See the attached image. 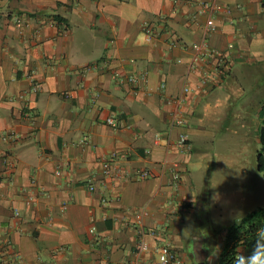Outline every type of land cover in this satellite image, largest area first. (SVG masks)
<instances>
[{"label": "crops", "instance_id": "crops-1", "mask_svg": "<svg viewBox=\"0 0 264 264\" xmlns=\"http://www.w3.org/2000/svg\"><path fill=\"white\" fill-rule=\"evenodd\" d=\"M203 39L210 53L194 61ZM253 66L264 74L260 0H0V264L150 262L164 244L182 264H216L232 221L221 213L244 196L211 207L210 138ZM104 159L120 173L104 177ZM210 208L222 222L202 237L192 216Z\"/></svg>", "mask_w": 264, "mask_h": 264}, {"label": "rangeland", "instance_id": "rangeland-1", "mask_svg": "<svg viewBox=\"0 0 264 264\" xmlns=\"http://www.w3.org/2000/svg\"><path fill=\"white\" fill-rule=\"evenodd\" d=\"M243 70L239 79L230 84V104L226 106L228 114L223 127L213 139L210 138L212 144L209 159L214 167L212 179L208 182L207 195L211 198V207L219 201L217 196L222 192L230 193L234 190L233 197L236 200H239L240 195L244 196L239 210L232 214L221 213L229 214L231 220L239 219L235 215L244 216L264 205V177L256 167V155L260 149L257 112L264 100V83L260 87L254 85L255 78L264 74L259 66L258 69L253 66ZM209 211L212 212L213 208L206 213L192 216L201 218L199 230L202 237L208 231L216 229L214 224L220 225L222 222L218 220V213ZM214 235L216 238V234Z\"/></svg>", "mask_w": 264, "mask_h": 264}, {"label": "built area", "instance_id": "built-area-1", "mask_svg": "<svg viewBox=\"0 0 264 264\" xmlns=\"http://www.w3.org/2000/svg\"><path fill=\"white\" fill-rule=\"evenodd\" d=\"M202 7L204 10H208V11H212L214 9V5L209 4V3H202ZM15 20L18 22L19 18L15 17ZM143 32L145 34V38L147 41L151 40L152 37V29L150 28V26L148 24H143L142 26ZM214 29V21L212 19L211 16H209L206 24H205V30L207 33H209L211 30ZM206 33V34H207ZM195 49L197 51L196 56L194 57V61L199 60L200 58L204 57V56H208L210 51L207 50V46L205 43V40L203 39L199 44L195 45ZM31 79V85H30V91L32 93H36L39 90H41L43 88V84L38 81L37 79L34 78L33 73L29 76ZM141 78L143 80H145V75H142ZM206 79V76H203V80ZM132 83H137L138 81V77L137 76H132L129 79ZM163 86V85H162ZM188 91V88H185V92ZM173 102H180L179 99H173ZM28 115V113H27ZM105 122L109 125L115 126V120L112 117H108ZM173 124L175 125H183L184 121L181 118H175L173 121ZM178 145L181 146L183 149L185 150H189L191 148V143H190V139L188 137L187 134H181L179 136L178 139ZM7 164V167H11L12 166V162L7 160L5 162ZM103 169H102V175L104 177H111L114 176L116 174H118V170L115 169L114 167H112L110 165V161H108L107 159L103 160ZM120 173V172H119ZM141 177H148L149 176V172L144 170L140 173ZM173 178L176 180H178L179 178V174L178 173H174ZM0 183H1V179H0ZM94 185L92 183L88 184V189L90 191L94 190ZM33 200V197H28L27 199V204H30ZM15 213H18L17 211H15ZM96 230L94 225H91L89 227L88 232L89 233H94V231ZM148 250V245L144 240H140L139 244L137 245V252H144ZM132 264H182L180 259L178 258L177 254L171 249V247L168 244H164L161 245L157 248L156 251V257L151 260L150 262H140V261H136Z\"/></svg>", "mask_w": 264, "mask_h": 264}, {"label": "trees", "instance_id": "trees-1", "mask_svg": "<svg viewBox=\"0 0 264 264\" xmlns=\"http://www.w3.org/2000/svg\"><path fill=\"white\" fill-rule=\"evenodd\" d=\"M260 5L264 10V0H260ZM257 116L259 118L257 137L260 149L256 155V167L264 177V100L258 108ZM262 225H264V205L239 219L232 220L226 227L216 264H232L234 257L241 255L242 247L251 246L253 248L254 235Z\"/></svg>", "mask_w": 264, "mask_h": 264}, {"label": "clouds", "instance_id": "clouds-1", "mask_svg": "<svg viewBox=\"0 0 264 264\" xmlns=\"http://www.w3.org/2000/svg\"><path fill=\"white\" fill-rule=\"evenodd\" d=\"M253 239L255 244L251 253L235 256L232 264H264V225L257 229Z\"/></svg>", "mask_w": 264, "mask_h": 264}, {"label": "water", "instance_id": "water-1", "mask_svg": "<svg viewBox=\"0 0 264 264\" xmlns=\"http://www.w3.org/2000/svg\"><path fill=\"white\" fill-rule=\"evenodd\" d=\"M197 264H205L203 261L198 262Z\"/></svg>", "mask_w": 264, "mask_h": 264}]
</instances>
